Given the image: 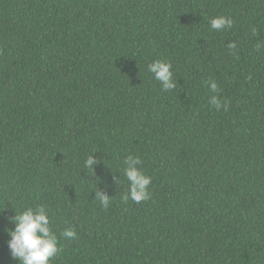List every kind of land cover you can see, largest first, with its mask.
I'll use <instances>...</instances> for the list:
<instances>
[{
	"label": "trees",
	"instance_id": "1",
	"mask_svg": "<svg viewBox=\"0 0 264 264\" xmlns=\"http://www.w3.org/2000/svg\"><path fill=\"white\" fill-rule=\"evenodd\" d=\"M39 206L77 232L52 264H264V0H0V264H19L9 218Z\"/></svg>",
	"mask_w": 264,
	"mask_h": 264
},
{
	"label": "clouds",
	"instance_id": "2",
	"mask_svg": "<svg viewBox=\"0 0 264 264\" xmlns=\"http://www.w3.org/2000/svg\"><path fill=\"white\" fill-rule=\"evenodd\" d=\"M234 24L230 16H218L210 21V28L216 32L231 29ZM255 33L256 29L253 28ZM228 48L235 49V43H229ZM148 71L160 82L163 91H170L176 88L177 81L174 78L173 64L170 61L156 60L148 65ZM213 95L210 104L217 111L223 109L227 111V102H222L219 98V87L214 80L207 82ZM101 160L94 155H90L84 166L95 173V167ZM142 161L139 156L127 155L123 160V175L128 182L127 194L123 196L126 202L129 199L140 203L150 198L149 186L152 178L145 174L139 167ZM95 199H98L102 208L110 207L111 197L106 192L95 191ZM15 211V210H14ZM4 211H0L2 214ZM8 222L13 228L6 229L10 236L8 248L14 260L19 264H52L54 258L62 251L59 246L60 238L73 239L77 236L74 228H65L58 236L51 228L50 216L44 206L37 208L28 207L10 217Z\"/></svg>",
	"mask_w": 264,
	"mask_h": 264
}]
</instances>
